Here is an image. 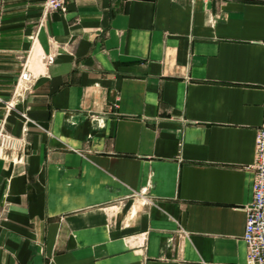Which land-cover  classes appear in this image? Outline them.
Returning <instances> with one entry per match:
<instances>
[{
    "label": "crops",
    "instance_id": "crops-1",
    "mask_svg": "<svg viewBox=\"0 0 264 264\" xmlns=\"http://www.w3.org/2000/svg\"><path fill=\"white\" fill-rule=\"evenodd\" d=\"M45 1L0 0V264H247L264 0Z\"/></svg>",
    "mask_w": 264,
    "mask_h": 264
},
{
    "label": "built area",
    "instance_id": "built-area-1",
    "mask_svg": "<svg viewBox=\"0 0 264 264\" xmlns=\"http://www.w3.org/2000/svg\"><path fill=\"white\" fill-rule=\"evenodd\" d=\"M67 3L68 0H46L44 14L54 10H64ZM43 59L45 64H51L56 60V53H45ZM35 78V72L28 64L24 65L18 80L17 93L30 90ZM10 104L14 106L13 103ZM19 112L27 118L25 112ZM5 146H15V144L12 136L1 127L0 153ZM249 168L254 173V179L253 198L246 207V225L243 234L247 245V264H264V119L256 128L255 158ZM147 199L150 200V197L147 196Z\"/></svg>",
    "mask_w": 264,
    "mask_h": 264
}]
</instances>
